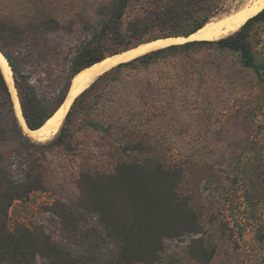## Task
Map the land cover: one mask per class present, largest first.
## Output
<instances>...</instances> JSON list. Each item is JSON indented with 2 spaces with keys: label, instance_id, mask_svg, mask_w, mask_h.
I'll return each instance as SVG.
<instances>
[{
  "label": "rangeland",
  "instance_id": "1",
  "mask_svg": "<svg viewBox=\"0 0 264 264\" xmlns=\"http://www.w3.org/2000/svg\"><path fill=\"white\" fill-rule=\"evenodd\" d=\"M112 1L0 0V22L44 28L8 52L46 110H54L68 90L81 53L100 28V9ZM253 1L225 0V11L211 22ZM257 34L264 40V28ZM69 129L65 145L35 154L46 189L13 205L11 227L41 229L73 255L106 263L119 246L99 216L90 214L63 237L51 208L78 200L83 174L113 173L122 162L147 169L161 164L180 170L179 196L198 228L165 238L154 264H264V78L244 67L239 54L204 48L124 69L80 102ZM0 156H14V175L22 178L19 145L1 143Z\"/></svg>",
  "mask_w": 264,
  "mask_h": 264
},
{
  "label": "trees",
  "instance_id": "2",
  "mask_svg": "<svg viewBox=\"0 0 264 264\" xmlns=\"http://www.w3.org/2000/svg\"><path fill=\"white\" fill-rule=\"evenodd\" d=\"M225 0H113L100 9V28L84 48L72 73L68 90L56 108L46 110L29 79L22 75L8 52L21 42L41 32L35 25L18 27L0 22V52L10 64L21 111L30 130H38L65 102L71 81L79 72L107 57L132 50L160 39L188 38L225 10ZM45 25H49L45 23ZM264 10L233 35L217 41H192L153 51L133 61L122 63L101 76L71 106L61 133L51 142L39 143L24 132L15 112L11 89L0 66V144L16 142L25 156L22 178L14 175V156H0V264H95L90 255L75 256L70 248L52 235L25 224L10 226L13 205L27 200L33 193L46 189L45 177L38 171L39 150L56 148L67 143L69 125L80 102L98 84L116 81L124 69L149 67L171 55L214 48L219 52L239 54L241 63L264 78L263 37ZM257 39V41L255 40ZM106 45L113 48L103 53ZM86 106L84 109H88ZM69 132V133H68ZM179 169L156 165L147 169L136 164L120 163L115 172L83 174L78 183L80 196L72 204L58 202L50 210L60 221L62 236L76 232L90 214H97L108 236L119 246L117 255L103 264H154L163 250L165 238H174L184 229L196 232L195 215L179 196ZM208 257V261L211 260Z\"/></svg>",
  "mask_w": 264,
  "mask_h": 264
},
{
  "label": "bare ground",
  "instance_id": "3",
  "mask_svg": "<svg viewBox=\"0 0 264 264\" xmlns=\"http://www.w3.org/2000/svg\"><path fill=\"white\" fill-rule=\"evenodd\" d=\"M264 10V0H254L253 3L233 15L206 24L189 38L177 37L153 41L140 45L132 50L105 58L104 60L83 69L73 80L67 100L55 114L38 130H30L25 122L18 99L13 73L7 59L0 52V66L4 77L11 89L15 112L25 134L33 141L43 143L51 140L61 129L65 118L77 97L89 89L101 76L113 70L122 63L164 49L173 45L184 44L189 41H217L231 36L239 31L251 18Z\"/></svg>",
  "mask_w": 264,
  "mask_h": 264
},
{
  "label": "water",
  "instance_id": "4",
  "mask_svg": "<svg viewBox=\"0 0 264 264\" xmlns=\"http://www.w3.org/2000/svg\"><path fill=\"white\" fill-rule=\"evenodd\" d=\"M188 38H189V37H188ZM189 42H192V41H189ZM186 43H187V42H186ZM78 74H79V73H78ZM78 74H77V75H78ZM77 75H75V77H76ZM75 77H74V78L72 79V81H71V85H70V88H69V91H68V94H67V97H66L65 101L67 100V98H68V96H69V94H70L71 86H72V83H73V80L75 79ZM77 98H78V97H77ZM77 98H76V99H77ZM76 99H75V100H76ZM74 102H75V101H74ZM74 102H73V104H74Z\"/></svg>",
  "mask_w": 264,
  "mask_h": 264
}]
</instances>
